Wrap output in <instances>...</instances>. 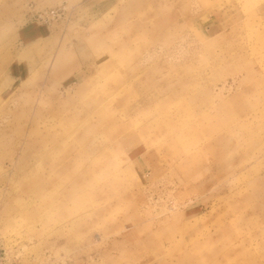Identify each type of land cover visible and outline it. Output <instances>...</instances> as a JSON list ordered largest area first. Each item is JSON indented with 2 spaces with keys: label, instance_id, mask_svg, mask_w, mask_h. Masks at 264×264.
<instances>
[{
  "label": "rangeland",
  "instance_id": "374dc122",
  "mask_svg": "<svg viewBox=\"0 0 264 264\" xmlns=\"http://www.w3.org/2000/svg\"><path fill=\"white\" fill-rule=\"evenodd\" d=\"M262 31L264 0H0V264H264Z\"/></svg>",
  "mask_w": 264,
  "mask_h": 264
},
{
  "label": "bare ground",
  "instance_id": "6f19581e",
  "mask_svg": "<svg viewBox=\"0 0 264 264\" xmlns=\"http://www.w3.org/2000/svg\"><path fill=\"white\" fill-rule=\"evenodd\" d=\"M262 32H264V31H262ZM262 32H261V34H262ZM258 33V32H257ZM223 105H224V103H223ZM110 106V105H109ZM95 111V110H94ZM112 111V110H111ZM147 111H149V110H147ZM151 111V110H150ZM153 111V110H152ZM105 112V111H104ZM116 115V114H115ZM97 116V115H96ZM99 117V116H98ZM108 117V116H107ZM113 117V116H112ZM104 118V117H103ZM131 118V117H130ZM110 119V118H109ZM119 119V118H118ZM123 121V120H122ZM121 122V121H120ZM147 122H150V121H147ZM152 123V122H151ZM100 125V124H99ZM111 125V124H110ZM109 126V125H108ZM117 126V125H116ZM103 127H105V126H103ZM110 127V126H109ZM110 129V128H109ZM107 130V129H106ZM43 139V138H42ZM232 152V151H231ZM250 152V151H249ZM250 166V165H249ZM71 195V194H70ZM251 223V222H250ZM154 234V233H153ZM160 234V233H159ZM245 236V235H244ZM153 238V237H152ZM143 239V238H142ZM150 241H151V239H150ZM143 243V242H142ZM152 243V242H151ZM155 243V242H154ZM153 243V244H154Z\"/></svg>",
  "mask_w": 264,
  "mask_h": 264
}]
</instances>
